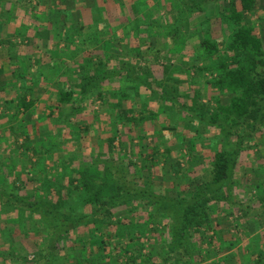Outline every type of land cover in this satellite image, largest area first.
I'll use <instances>...</instances> for the list:
<instances>
[{
    "label": "trees",
    "instance_id": "trees-1",
    "mask_svg": "<svg viewBox=\"0 0 264 264\" xmlns=\"http://www.w3.org/2000/svg\"><path fill=\"white\" fill-rule=\"evenodd\" d=\"M204 1L206 3L198 0L199 4L195 5V10L208 4L207 1L209 4H216L219 0ZM96 4L97 7H94L89 15H82L77 9L76 16L80 15L84 21L80 26L74 17H69L63 12L65 8L57 4L55 11L45 10V18L35 20V26L30 32L25 29L26 24L23 32L20 31V34L29 33L31 38H34L37 32L45 29L50 32V29H54L58 41L65 42L64 46L72 52L73 57L80 55L76 60L60 54L58 42H50V54V50L42 41L38 42L40 39L32 40V45H28L26 49L34 52L28 54L26 49H20L18 56L11 57L8 66L13 75L12 79L10 82L0 83V108L4 106V114L0 116L1 126L9 124L5 129L6 141L14 149L20 136L30 138L29 125L32 131L38 132V121L32 109L36 102L33 89L38 85L50 89L54 87L56 90V98L48 113L50 117L55 114H58V118L66 116L68 110L61 109L59 113L56 111L66 103L74 108L75 95H78V102H83L88 95H95L105 105L103 113L98 115V120L102 115L99 121L96 118L91 122L78 121L83 127H78L79 137H74L75 125L66 122L56 136L58 141L52 140L53 145L56 143L61 149L59 141L66 140L67 132L70 138H77V141L88 133L89 136L97 134L98 131L110 133L97 145V159L104 161H92L96 156V147L93 148V145L89 148L92 153L84 152L81 146V156L67 159L70 161V170L67 169L66 175L62 177L63 182L60 180L57 184L55 177H51L53 174L46 172L50 178L41 179V185L34 189L38 192L36 195L32 190H27L28 185L23 181L21 188L8 189L7 178L14 183L21 175L35 173L39 161L32 163V170L15 173V179H12L11 170L3 175V179L0 176V264H138L140 260L146 264H194L196 253H201V244L196 245L192 235L199 234L202 243L212 242L211 233L207 229L213 227L208 212L209 199L220 197L222 186L233 180L239 155L245 149V142L249 141L257 128L264 127V47L257 26L264 0H221V11L217 18L220 19L221 26L226 27L224 36L227 42L224 52L221 54V50L214 46V36L208 29H203V39L199 40L197 49L194 47L195 53L189 63L196 76L199 75L193 81L199 84V87L195 88V100L203 95L200 73L209 70L214 75L206 84L211 86L215 93L217 105L213 112L209 104H203L201 101V108L196 111L182 106L185 113L194 116V121L187 125L190 134L185 140L191 142L194 147L197 136L194 132L202 125L208 133L212 128L215 131L214 137H218V140L207 175L197 183L194 192L177 198L163 194V187L151 185L154 182L151 180L150 169L157 161H162L164 156H169L170 148L161 151L163 144L158 146L157 142L149 144L150 149L145 145L142 147L145 138L150 135L153 138H163V124L159 125L158 121L162 122L163 117L172 121V118L167 116L166 108L169 104L166 99L172 104H179L178 86L170 85L171 89L167 87L163 93V74H173L175 70H171V67H174V64L171 65L168 61L163 66V63L157 60L147 61L141 71L150 69L149 76H136V73L131 72H137L135 67L138 63L135 60L138 57L144 59V48L149 49V52L153 51L157 59L161 58V51L154 47L151 38L159 34L163 36L160 32L163 30L164 19L169 15L174 17V14H184V9H189L190 4L187 0H96ZM173 6H182L183 9L180 8L177 13L174 12ZM6 7L9 11L10 4ZM17 8L16 5L15 9ZM163 9L166 14L164 19ZM0 14L4 18V13ZM182 17L183 15L181 19ZM214 17H208L207 21H212ZM176 24L177 29L181 28L177 30V35H180L183 31L182 25L177 22ZM190 36L194 34H189L187 38ZM187 38L180 39L176 50L183 48ZM115 42H119L120 46L122 44L127 52H114V49H117ZM54 51L58 54L56 58L53 57ZM36 52L39 53L38 57L34 55ZM125 59L131 60L133 64L126 66L128 62H124ZM200 59L205 61L202 66L195 63ZM47 64L52 67V75L43 73L42 68ZM36 68L39 75L35 71ZM158 70L162 71L159 78L155 75ZM54 75L57 77L53 78ZM166 77L174 79L172 75ZM175 81L174 83H177L178 79ZM115 83L118 86H115ZM224 95L228 99L226 103L221 99ZM172 107L170 105V108ZM85 109L86 106H77L78 113L74 111L73 116L82 115ZM25 111L33 112V124L27 125L20 120ZM95 122L99 125L96 126ZM105 123H109V129H106ZM148 125L153 126L152 129ZM12 136H15V139L11 141ZM48 137L49 135L47 140ZM124 137L128 138L129 144L125 142ZM117 138L121 142L119 147L115 148L114 141ZM227 138L231 139L235 146L227 143ZM135 139L138 143L134 142ZM88 142L90 143L89 140ZM31 145L26 142L25 150L31 149ZM45 146L46 144L42 145V149H46ZM128 150L132 154L131 157L127 156ZM107 155L109 158L115 155L120 161L127 160L128 169H134L136 173L147 169L148 178L144 180V184H137L129 181V173L121 168L117 179L115 172L107 166ZM149 157L151 165L146 162ZM138 160L142 163L138 164ZM14 161L15 157L11 156L4 160L5 164L0 162V173L3 167L9 168ZM182 170L178 172L179 176L183 173ZM34 180L35 177H30L31 182ZM75 196L80 198L84 208L82 215L76 213L77 206L73 205L69 211L65 206L69 198ZM136 204L146 206L142 207L147 213L146 217L137 219L135 213L139 208ZM122 205L127 207L129 213L124 214V217L114 218L116 207ZM175 207L178 227L172 231V237H166L162 230L163 219L167 215L166 209L169 211V208ZM24 209L29 210V218L23 220L19 215ZM41 214L53 215V220L45 222L39 219ZM22 223H25L27 228L22 232L20 244H23L28 253L35 254L32 260H28L26 254L17 247L19 240L16 239V231L19 230L16 229L18 225L22 227ZM43 226L48 230L38 229ZM39 236L42 237L41 242L37 239ZM146 238L150 248L149 252L144 254ZM234 243L230 242V247H226L228 252L220 255L215 260L216 264H230L232 261H236V264H264V247L254 249L248 244L245 245V248L251 251H247L248 255L244 256L246 261H242L239 254L229 252ZM215 253L218 252L213 250L211 254L209 251L206 258L210 259ZM16 256H19L18 262H15ZM69 258H72V262H67Z\"/></svg>",
    "mask_w": 264,
    "mask_h": 264
},
{
    "label": "rangeland",
    "instance_id": "rangeland-1",
    "mask_svg": "<svg viewBox=\"0 0 264 264\" xmlns=\"http://www.w3.org/2000/svg\"><path fill=\"white\" fill-rule=\"evenodd\" d=\"M198 0H187V2L190 4L189 9L186 10L185 13H178L180 12L183 7H176L173 6L174 12H177L179 15L174 14L169 15V17L165 18V11L162 10L163 14V30L160 33H163V36L154 35L151 39L154 41V47L159 48L161 51V58L157 59L154 55V52H149L147 48L142 49L144 51V59L141 57H133L136 59L138 64H134V67L137 69L136 71H132L131 73H136V76H149L150 69H146L144 71H141V67L145 66L147 61H159L163 63V66L166 65V63L169 61V64H174V67H171V70L174 69L175 71L173 74H167L172 75V78L166 77L165 73L163 74V93L164 90L170 88V85L178 86V92H179V104H172L169 102L168 99H166L167 104H169V109H167L168 117L172 118V121L169 118H164L162 122L158 121L157 123L160 125V123L163 124V138L156 137L153 138L151 135L145 138L144 144L142 147H148L149 144L153 145L158 143V146L163 147L160 148L161 151H163L165 148H170V152L168 153L169 156H164L162 161H157L155 165H153V168H151V180L154 183H151L152 186H157V188L163 187V194L177 197H182L186 195H190L195 190V186L197 183H199L201 180H203L204 175H207V169H209L211 159L213 157L214 150L216 148V141L218 140L214 136V130L211 128L209 131L210 133L206 132L205 127H199L198 131L194 132L197 134L195 137L196 144L193 145L191 142H187L185 138L189 136L190 128H188L187 125H190L194 120V116H190L188 113H185V109L182 106H188L190 109H193V111H196L197 109L201 108V102L203 104H209L210 110L213 112L217 105V99L215 93H213L211 86H207L206 81L212 80L213 77L211 72L209 70H204L203 73H200L201 77V86L202 88V94L199 96L198 100H195L196 96V86L199 87V84L194 83V79L198 78L196 76L195 70L193 68H190L191 60L190 58H193V54L195 53V48L197 49V46L199 45V40L201 41L203 29L211 30L212 35L214 36V40L212 41L214 46L221 50V54L224 52L226 47L225 40L226 36H224V32L226 31V27L223 25L221 26L220 19L217 18V16L220 13L219 9V3L221 0L216 1L215 3H210L207 1L208 4H205L204 7L195 10ZM202 2L206 3V1L202 0ZM7 3V4H6ZM28 3L27 0H0V13H4L3 16H0V23H3L0 25V83L1 82H10L12 79V72L10 67L8 66L11 57L18 56L19 50L26 49L28 45H32V43L25 38L24 34H20V28H24V25L18 24L19 18L16 13L15 6L17 5V12L20 9L23 10H29V8L25 7ZM224 3V2H223ZM10 4V9L7 11V7L5 6ZM212 4V5H211ZM225 4V3H224ZM6 7V10H5ZM176 7V8H175ZM20 8V9H19ZM43 7H40L42 10ZM181 8V9H180ZM32 11L35 10V7H30ZM6 13V14H5ZM1 15V14H0ZM183 15L182 19L181 16ZM215 16L212 21H207L208 17ZM260 20L258 21V32L262 37L263 47H264V5L262 7V11L260 12ZM43 16H39V19ZM70 17V15H69ZM45 18V17H43ZM78 19V18H77ZM181 20V21H180ZM79 22H82L79 20ZM181 23L182 25V32L180 35H177V24ZM42 24V22H41ZM191 26V28H190ZM190 28V29H189ZM26 29V27H25ZM201 29V30H200ZM195 31V33H194ZM23 32V31H22ZM92 32V31H91ZM90 32V34H91ZM52 32H48V29H45L44 31L37 32L35 35V39H42L44 41L48 40L50 38V35ZM189 34H194V36H190L187 38ZM52 36V35H51ZM187 38L186 42H184L183 48L180 49V51L176 50L177 46L180 44V39ZM182 39V40H183ZM30 42V43H29ZM182 42V41H181ZM115 51L118 53H126L124 50L125 48L119 45V42H115ZM195 47V48H194ZM63 50L62 55L72 58L76 60L78 58L77 55L73 57L72 52L68 51L67 46L61 47ZM154 48V49H155ZM50 49V48H48ZM178 49V48H177ZM28 54H32L34 51L31 49H26ZM31 52V53H29ZM36 57L39 55L38 52L34 54ZM183 55V56H182ZM127 58V55H126ZM129 58V54H128ZM9 60V61H8ZM129 60V59H128ZM126 60L124 62H128L126 66L129 64H133L131 60ZM134 61V62H135ZM205 63L204 60H196L195 63L200 64L202 66V63ZM189 63V66H188ZM155 66V65H153ZM156 68V66H155ZM43 73L52 75V67L51 65H46L43 68ZM160 69V67H159ZM36 73L39 72L37 68L35 69ZM39 75V73H37ZM36 74V75H37ZM155 75L159 78L162 76V71L158 70V72H155ZM57 75H54L53 78H56ZM175 79H178L177 83ZM25 80L23 79L22 82ZM115 86L116 85L115 83ZM171 89V88H170ZM33 96L36 98V102L32 106L33 111L35 112L34 116H36V119L38 121L37 127H39L38 132L31 130V125H29L28 130L30 132V138H25V136H20L17 143V147L14 149L13 146L10 144H7V136L5 134V129L9 127V124L5 126H1L2 119L0 117V162H4V160H8L11 156L15 157L14 163H11L9 168L3 167L0 173V176H2L5 173L8 174L11 170L12 179L17 178L15 176V173L17 172H24V170H32V163L39 161L35 168V173L32 174H24L21 175L19 179H17L16 182H11V179L7 178V186L8 189L13 190L15 187H22V183H27V190H32L34 194H38L36 190H34L36 187L41 185L42 178L43 180H46L49 176L46 174H53L51 177L54 178L59 184V182H63L62 177L66 175L67 169L70 170L69 163L70 161L67 160L70 159L73 156H81L82 151L80 150L81 146H83L84 152H89L91 146L93 145V148H95L94 154H98L99 149H97V145L99 144V141L103 138H107L110 133L106 132H99L97 134H91L88 133L83 137V139H80V141H77V138H70V134L67 132L65 134L66 140L59 141L61 143L60 147L58 148V145L55 143L53 145L52 140H57L56 137L66 122L75 125L76 132L74 134V137H79L80 135V129H83L80 123L78 121L86 122V120L90 121L93 118H96L98 120V115L103 113L105 105H103V102L101 99H97L95 95H88L86 99L83 102H78L79 98L78 95H75L74 97V108H71L68 106L69 104H62L58 107V112L61 109L68 110L66 113V116H60L58 118V114H55L54 116L50 117L48 116V113L50 111V108L53 105L54 98H56V93L54 87L52 89L46 88L43 86H36L33 89ZM214 96H213V95ZM212 95V96H211ZM202 96V97H201ZM31 95L29 96L30 99ZM194 99V100H193ZM210 99V100H209ZM222 102H227V97L224 95L221 97ZM201 101V102H200ZM170 105L173 107L170 108ZM77 106H86L85 111H82V115H74L73 112H77ZM4 112V106L2 105L0 108V116ZM74 112V114H75ZM11 113V112H10ZM33 112L25 111L23 115L20 117V120L27 125L33 124V118H35L32 114ZM59 113V112H58ZM9 114V113H7ZM77 116V117H76ZM102 116V115H101ZM100 116V119H101ZM166 117V115H164ZM82 117V118H81ZM23 118V119H22ZM58 118V119H57ZM71 118V119H70ZM99 119V120H100ZM95 120V121H97ZM98 120V121H99ZM11 121H14L11 119ZM15 122V121H14ZM20 122V121H19ZM26 122V123H25ZM93 122V121H92ZM12 123V122H11ZM98 126V122H95ZM11 125V124H10ZM158 125V126H159ZM106 129L110 128L109 123H105ZM150 129H152L153 126L148 125ZM155 130V128H153ZM47 135H49V139L47 140ZM15 136L11 137L14 140ZM10 139V137H8ZM205 138V139H204ZM90 141V143L88 142ZM124 140L126 143L129 144V140L127 137H124ZM26 142H30L32 145L31 149L25 150L24 144ZM119 138L114 141L115 148L119 147L120 145ZM135 143H138V140H134ZM227 143L231 144V146H235L234 142L227 138ZM46 144V149H42V145ZM91 144V145H90ZM161 144V145H160ZM213 147V148H212ZM138 149V148H137ZM150 149V148H149ZM46 150V151H45ZM116 150V149H114ZM113 150V151H114ZM44 151V152H43ZM92 153V151H90ZM88 157V153H86ZM131 152L128 150V157H131ZM109 155L105 156L108 157ZM76 157V158H77ZM86 158V157H85ZM97 155L94 156L92 161L99 162L104 161L103 159H97ZM109 158V157H108ZM31 160V162H30ZM107 166L112 170V172H115V177L118 179V176L121 173V170L124 172L127 171L129 173L128 180L135 182L137 184H144V180L148 178V170L144 169L140 172L136 173L134 169L129 170L127 167L128 161H120L114 156L110 157L108 159ZM28 161V162H27ZM6 162V161H5ZM24 162L26 163V167L24 166ZM146 162L148 165H151V159L150 157L146 159ZM7 163V162H6ZM141 160H138V164H141ZM5 164V163H3ZM2 167V165H1ZM122 168V169H121ZM121 169V170H120ZM183 169V170H182ZM23 170V171H22ZM182 170V174L180 176L178 175V172ZM9 176V175H8ZM30 177H35L36 180L34 182L30 181ZM50 178V177H49ZM195 179V180H194ZM61 180V181H60ZM127 180V181H128ZM148 183V182H147ZM1 188V185H0ZM52 198V197H51ZM68 203L65 205L67 207V210L73 206H77L76 213L77 214H83L84 208L82 207V204L80 203L81 200L77 196L69 198L67 201ZM137 202V201H136ZM142 202V201H141ZM144 203V202H143ZM209 206H208V212H209V218L212 221L213 227H208L207 229L211 233L212 242L211 244H207V242L202 243V240L200 239L199 234H193L192 239L196 241L197 244H201L200 246V252L196 253L195 258L196 262L194 264H216L215 260L219 258L220 255L223 253H227L226 247H230V242L234 241V247L229 249V252H234L235 254H239L242 259V261H246L244 259L245 255H248L249 248H245V245H250V248H262L264 247V127L263 129L257 128L256 131L252 133L251 138L249 141L245 142V149L241 151L239 158H238V164L237 168L235 170V175L233 180L225 183L220 191V197L217 198H210L209 199ZM136 206L139 208L136 210L135 215L138 217L137 219H140L142 217H146L147 213L142 209L144 205L142 204H136ZM146 207V206H145ZM144 207V208H145ZM146 210V209H145ZM43 212V211H42ZM129 213L127 211V207L125 205L117 206L115 209V216L114 218L118 216H126L124 214ZM167 215H165L163 219V232L164 236L166 237H172V231L176 229L177 226V214H176V207L166 209ZM29 210H21L19 217L24 219L29 218L28 217ZM135 217V216H134ZM53 218V215H44L41 214V220L45 222H49L50 219ZM56 218V217H55ZM38 219V218H37ZM38 219V220H39ZM53 220V219H52ZM26 224L22 223V227L19 225L17 226L16 230V239L19 240V243L17 245L19 251L23 254H26V257L28 260H32L35 258L34 253H28V250L23 248V244H20V239H22V232L26 230ZM39 230H48L47 227L44 228H38ZM14 231V229H13ZM213 231V232H212ZM1 232V230H0ZM38 241L41 242L42 237L39 236ZM27 240L30 241L31 239L28 238ZM24 241V239H23ZM34 240H32L33 242ZM252 244V245H251ZM149 240L147 238L145 239V245L143 249V253L147 254L149 252ZM209 248V250H208ZM5 250V249H4ZM9 250V249H8ZM24 250V251H23ZM215 250L218 253H215L211 256L210 259L206 258L207 253L211 251V254ZM251 250H249L250 252ZM6 254H10L7 251H5ZM27 252V253H25ZM15 255V254H14ZM19 256H16L15 262H18ZM72 258H69L67 260L71 261ZM72 262V261H71ZM138 264H146L145 262H141V260L138 262ZM165 264H172V263H165ZM230 264H236L235 262H231ZM253 264V263H251Z\"/></svg>",
    "mask_w": 264,
    "mask_h": 264
},
{
    "label": "crops",
    "instance_id": "crops-1",
    "mask_svg": "<svg viewBox=\"0 0 264 264\" xmlns=\"http://www.w3.org/2000/svg\"><path fill=\"white\" fill-rule=\"evenodd\" d=\"M28 3L26 4L25 7L29 8V10H22L23 12H21V9L16 10L17 16L19 18V22L18 24H26V30L28 32H30L34 26H35V20L39 19V16H43L44 17V13L45 10L47 11L48 9H51L52 11L57 8V4L61 5L63 8H65V11L67 15H70V17H74V20L76 21L77 25L80 26V24H82L84 21H82V19L79 17H77V9L79 10L80 14H85V15H89L92 14V10L94 7H97L96 4V0H27ZM60 2V3H59ZM30 7H35L36 9L34 11H32L30 9ZM40 7H43L42 10L40 9ZM40 18V19H43ZM78 18V19H77ZM82 21V22H79ZM24 28H20V31H22ZM50 31L52 32V36L50 35V38L46 41L40 39L38 42L42 41V44L45 45V47L49 48L50 46V42H53V44H55L56 42H58V47L59 49H61V51H59V53H63L62 50V46L65 45V42L61 41L59 42V38L57 37V34L55 33L54 29H50ZM29 35V33H28ZM26 34H24L25 38L28 39L29 41L31 40H37L35 38H31L32 36H28ZM30 41V42H31ZM32 41V42H33ZM50 50V49H49ZM51 50H50V54H51ZM58 56V54L54 51L53 53V57L56 58ZM55 60V59H54ZM9 61V60H8Z\"/></svg>",
    "mask_w": 264,
    "mask_h": 264
}]
</instances>
